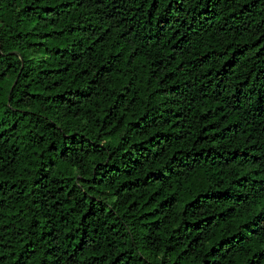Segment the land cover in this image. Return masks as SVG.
<instances>
[{"label": "trees", "instance_id": "obj_1", "mask_svg": "<svg viewBox=\"0 0 264 264\" xmlns=\"http://www.w3.org/2000/svg\"><path fill=\"white\" fill-rule=\"evenodd\" d=\"M0 264H264V0H0Z\"/></svg>", "mask_w": 264, "mask_h": 264}, {"label": "rangeland", "instance_id": "obj_2", "mask_svg": "<svg viewBox=\"0 0 264 264\" xmlns=\"http://www.w3.org/2000/svg\"><path fill=\"white\" fill-rule=\"evenodd\" d=\"M36 57H39L40 55H35Z\"/></svg>", "mask_w": 264, "mask_h": 264}]
</instances>
